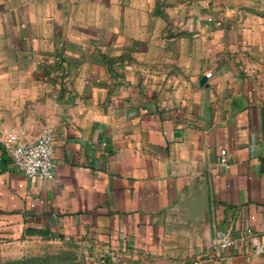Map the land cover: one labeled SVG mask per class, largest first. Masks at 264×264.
<instances>
[{"label":"crops","instance_id":"0c3cea01","mask_svg":"<svg viewBox=\"0 0 264 264\" xmlns=\"http://www.w3.org/2000/svg\"><path fill=\"white\" fill-rule=\"evenodd\" d=\"M46 127L52 179L0 140V264H264L210 246L264 242V0H0V139Z\"/></svg>","mask_w":264,"mask_h":264},{"label":"built area","instance_id":"2783aa9c","mask_svg":"<svg viewBox=\"0 0 264 264\" xmlns=\"http://www.w3.org/2000/svg\"><path fill=\"white\" fill-rule=\"evenodd\" d=\"M210 76V73L206 74ZM53 131L51 128H44L39 135L30 139L22 132L8 131L1 137V142L7 150L12 166L27 177L52 179L53 168ZM219 163L228 167L225 150L219 152ZM242 242L249 243L255 255L264 253V242L249 227H245L244 233L232 237L227 233L217 235L211 240V248L225 249L234 248ZM103 264H109L103 260Z\"/></svg>","mask_w":264,"mask_h":264},{"label":"water","instance_id":"95a60500","mask_svg":"<svg viewBox=\"0 0 264 264\" xmlns=\"http://www.w3.org/2000/svg\"><path fill=\"white\" fill-rule=\"evenodd\" d=\"M206 81V77L202 76L200 79V83H204ZM194 184L197 186L190 192L188 195H185V199L187 202L191 201V199L196 198L197 204L199 205V211L202 216L201 219H204L205 223H209V211H208V198H207V186L205 178L201 175H194L193 178ZM184 199V201H185Z\"/></svg>","mask_w":264,"mask_h":264}]
</instances>
